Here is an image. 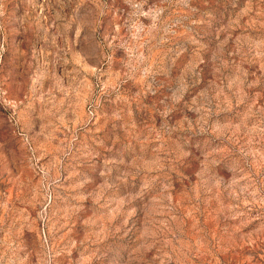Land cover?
<instances>
[{
	"label": "rangeland",
	"instance_id": "1",
	"mask_svg": "<svg viewBox=\"0 0 264 264\" xmlns=\"http://www.w3.org/2000/svg\"><path fill=\"white\" fill-rule=\"evenodd\" d=\"M0 264H264V0H0Z\"/></svg>",
	"mask_w": 264,
	"mask_h": 264
}]
</instances>
